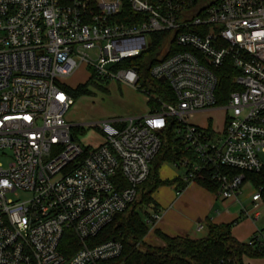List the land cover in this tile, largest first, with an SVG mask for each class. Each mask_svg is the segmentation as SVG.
Here are the masks:
<instances>
[{"label": "built area", "instance_id": "obj_1", "mask_svg": "<svg viewBox=\"0 0 264 264\" xmlns=\"http://www.w3.org/2000/svg\"><path fill=\"white\" fill-rule=\"evenodd\" d=\"M161 32L167 43L148 80L164 77L174 100L158 99L141 117L84 124L101 143L83 147L66 118L74 99L63 80L86 64L97 83L156 97L126 64ZM228 61L236 89L221 104L216 70ZM211 109L228 110L222 131L192 122ZM170 127L191 154L174 163L186 186L207 180L222 199H237L246 173L264 169V0L204 9L191 0H0V158H9L0 159V264H125L121 240H88L135 201ZM252 200L258 207L260 188ZM160 218L154 211L145 223ZM67 233L80 244L69 257Z\"/></svg>", "mask_w": 264, "mask_h": 264}, {"label": "trees", "instance_id": "obj_2", "mask_svg": "<svg viewBox=\"0 0 264 264\" xmlns=\"http://www.w3.org/2000/svg\"><path fill=\"white\" fill-rule=\"evenodd\" d=\"M191 1L196 9H204L215 2V0ZM167 35L168 33L163 32L151 34L150 48L146 54L134 57L126 64V66L137 65L141 82L148 91L156 94V97L148 99V104H151L150 107L152 108L159 104L158 99L174 100V93L167 82L158 81L152 84L148 80V68L151 60L157 52L166 46ZM171 48V51L182 50V48L174 45ZM236 73L237 71L229 61L224 67L216 70L218 76L216 92L219 103H224L230 93L236 89L233 82ZM94 83L93 79H89L86 83L79 84L75 88L68 86L66 90L76 102L80 97L91 93L89 86ZM79 130L83 131L82 127L73 129L74 137L75 132ZM161 140L162 145L151 163L149 176L137 188L138 193L135 201L124 212L118 214L113 222L107 225L97 236L89 239L88 244L96 245L111 239L121 240L124 244V251L119 261H124L125 264H244V256L264 257L263 241L257 240L253 236L250 239L253 243L249 244V241L240 242L232 235L234 222L228 224L208 223V233L202 238L172 237L156 229L155 234L164 241L165 245L163 247L149 245L145 249L140 248L141 245H144V238L150 229V226L141 218V213L149 216V206H152L153 211H158L157 202L153 197L155 191L162 185L174 182L159 178L158 168L163 163H178L191 156L190 152L185 150L173 127L163 132ZM246 178L251 179L264 195V169L257 173H246ZM176 183L179 188L186 186L181 179L177 180ZM197 183L209 190H215L214 185L207 180H198ZM62 244V251L68 257L80 247L76 237L68 233Z\"/></svg>", "mask_w": 264, "mask_h": 264}, {"label": "rangeland", "instance_id": "obj_3", "mask_svg": "<svg viewBox=\"0 0 264 264\" xmlns=\"http://www.w3.org/2000/svg\"><path fill=\"white\" fill-rule=\"evenodd\" d=\"M91 69L83 64L80 66L72 75L65 78L63 81L70 87L75 88L79 84L86 83L91 77ZM150 81V80H149ZM95 82V81H94ZM152 84L157 83L156 81H150ZM143 88L147 87L142 83ZM90 94L80 97L71 106L66 114V118L70 119L73 123H91L96 121L107 120L109 117H117L120 119H127L129 117H141L148 111V106L151 104L147 102V95L143 92V89H136L127 84L120 83L115 80L108 82H95L89 86ZM150 91V90H149ZM156 93V92H155ZM229 112L225 109H211L203 112L197 113L192 122L202 126V127H212L216 131H222L225 125V120ZM76 140L83 147H94L101 143V137L97 130L93 128H88L87 130H79L75 132ZM5 164L8 163L9 158H0ZM185 173L184 167H178L174 163H163L158 168L159 178L170 181H174L170 184H165L160 186L154 193L153 197L155 200L160 202V207L166 210L175 200L176 190H181L177 185V180H183ZM249 190L247 192L253 191L249 185ZM21 198L27 197L26 194L20 193ZM244 207L252 210L253 203L251 198L248 196L243 202ZM177 203L174 205L173 209L177 210ZM148 211L153 213L152 206L148 207ZM160 209V213H161ZM260 211L264 212V208L261 207ZM164 212V211H163ZM188 212V211H187ZM186 212V213H187ZM184 217L186 215H183ZM147 215L141 213V218L146 222ZM186 218V217H185ZM150 233H154L151 228L146 234L148 236ZM145 236V238H146ZM144 238V241H145ZM153 245L152 235L148 236L144 245L140 248L145 249L146 246ZM154 247V246H152Z\"/></svg>", "mask_w": 264, "mask_h": 264}, {"label": "crops", "instance_id": "obj_4", "mask_svg": "<svg viewBox=\"0 0 264 264\" xmlns=\"http://www.w3.org/2000/svg\"><path fill=\"white\" fill-rule=\"evenodd\" d=\"M70 87V86H69ZM148 102V100H147ZM148 106V111H149ZM148 111L145 113L147 114ZM144 114V115H145ZM108 119H118L117 117H109ZM76 127H82L86 123H73ZM85 130L84 128H82ZM251 192H247L250 188ZM256 186L251 179H247L238 198L222 199L218 196L216 190L212 191L198 183H191L184 187L180 192L178 189L175 193L174 202L166 209L160 207V202L155 200L158 205V211H161V218L151 228L159 229L169 236H183L192 238H202L208 233V223L228 224L232 225V235L240 242L249 241L257 232H264V212L260 208H264V195L258 207H254L252 195L256 190ZM251 198L253 203L252 210L244 207L243 202L247 197ZM177 203V210L173 209ZM246 210V211H245ZM164 211V212H163ZM188 211V212H187ZM187 212V213H186ZM183 215H186L185 217ZM152 235L154 247H163L164 241L156 234ZM145 238V241L147 237ZM264 243V240H263ZM244 264H264V257H243Z\"/></svg>", "mask_w": 264, "mask_h": 264}, {"label": "water", "instance_id": "obj_5", "mask_svg": "<svg viewBox=\"0 0 264 264\" xmlns=\"http://www.w3.org/2000/svg\"><path fill=\"white\" fill-rule=\"evenodd\" d=\"M161 81H165V78H164V77H162V78H161Z\"/></svg>", "mask_w": 264, "mask_h": 264}]
</instances>
